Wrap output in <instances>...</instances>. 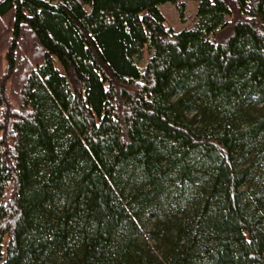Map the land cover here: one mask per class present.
Returning <instances> with one entry per match:
<instances>
[{
	"label": "trees",
	"instance_id": "16d2710c",
	"mask_svg": "<svg viewBox=\"0 0 264 264\" xmlns=\"http://www.w3.org/2000/svg\"><path fill=\"white\" fill-rule=\"evenodd\" d=\"M165 2L0 0V264H264V0Z\"/></svg>",
	"mask_w": 264,
	"mask_h": 264
},
{
	"label": "rangeland",
	"instance_id": "374dc122",
	"mask_svg": "<svg viewBox=\"0 0 264 264\" xmlns=\"http://www.w3.org/2000/svg\"><path fill=\"white\" fill-rule=\"evenodd\" d=\"M185 5V19L183 21L180 20L178 11L175 5L171 2H165L160 5V10L166 20V23L171 26L174 30L178 31L183 27H191L195 25L196 17L195 13L197 10L198 0H182ZM148 51L144 50L142 55L135 58V62L139 66H143L145 59L148 56ZM261 105L252 106L254 107L253 110H256ZM193 114V112L191 113ZM189 114V115H191ZM258 183H256L257 185ZM248 187V184L245 185ZM148 215H143L141 220V230L145 233V230L150 226L148 221ZM147 242L149 244H153L151 239H148Z\"/></svg>",
	"mask_w": 264,
	"mask_h": 264
}]
</instances>
